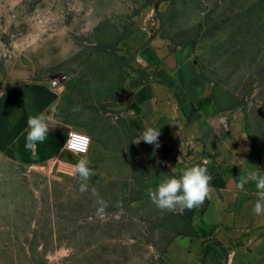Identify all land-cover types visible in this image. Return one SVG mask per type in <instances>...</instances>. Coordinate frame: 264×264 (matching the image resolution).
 Returning <instances> with one entry per match:
<instances>
[{"label":"rangeland","instance_id":"374dc122","mask_svg":"<svg viewBox=\"0 0 264 264\" xmlns=\"http://www.w3.org/2000/svg\"><path fill=\"white\" fill-rule=\"evenodd\" d=\"M151 45L192 59L226 120L225 151L264 157V0H0V93L57 80L55 118L91 137L96 172L81 193L69 175L79 155L20 164L0 153V264H169L168 246L189 236V210L147 195L181 173L143 163L121 112L131 83L155 80L156 64L137 60ZM228 157L187 152L186 168Z\"/></svg>","mask_w":264,"mask_h":264},{"label":"crops","instance_id":"0c3cea01","mask_svg":"<svg viewBox=\"0 0 264 264\" xmlns=\"http://www.w3.org/2000/svg\"><path fill=\"white\" fill-rule=\"evenodd\" d=\"M137 60L143 65L156 64L155 80L131 83L127 94H121L120 103L138 139L147 127L160 129L159 147L143 140L136 143L143 163L161 158L169 169L182 173L188 165L187 152L212 153L218 149L229 154L220 161L211 159L206 165L212 190L197 220L216 226L214 234L176 238L165 253L168 263L259 264L264 260V215L257 216L252 211L257 199L254 183L245 185L242 192L236 184L241 175L251 170L260 169L264 175V157L243 156L240 149L232 154L231 147L225 151L224 139L221 144L220 138L227 131L226 120L216 113L188 55L160 52L151 45L141 50ZM58 100L59 94L50 81L28 79L4 87L0 93V153L20 164L46 162L59 155L69 126L55 116L59 125H50L55 127L49 130L45 142L37 145L35 153L25 148L28 117L50 113V106ZM198 163L204 162L191 166Z\"/></svg>","mask_w":264,"mask_h":264},{"label":"clouds","instance_id":"9594fccd","mask_svg":"<svg viewBox=\"0 0 264 264\" xmlns=\"http://www.w3.org/2000/svg\"><path fill=\"white\" fill-rule=\"evenodd\" d=\"M58 104L50 106V113L41 112L29 116L27 119V132L25 137V148L35 153L38 144L45 142L51 128L59 125L55 122L54 116L57 113ZM50 125H55L50 127ZM160 129L147 127L141 134V140L148 144L159 147ZM247 139V138H246ZM91 145V137L68 131V139L61 151L79 155L81 158L76 163L70 164L69 175L80 182L79 191H89V180L96 175L95 170L90 166L91 161L87 158V152ZM207 161L203 164H195L182 171L177 177L175 175L165 178L153 189L147 190L151 202L161 211L180 212L193 210L203 205L211 192V175L206 167ZM254 183L255 195L257 197L253 205V213L257 216L264 215V175L259 170H251L241 175L236 187L239 191L245 190V185ZM93 194L97 195L93 189ZM101 212L103 209L100 210ZM118 218V217H117Z\"/></svg>","mask_w":264,"mask_h":264},{"label":"trees","instance_id":"16d2710c","mask_svg":"<svg viewBox=\"0 0 264 264\" xmlns=\"http://www.w3.org/2000/svg\"><path fill=\"white\" fill-rule=\"evenodd\" d=\"M208 200L206 199L202 206L186 212V222L188 224L190 233L189 236L209 237L214 234L216 226H207L202 221L197 220V212L199 216L205 210ZM215 243L220 244L218 241L213 240Z\"/></svg>","mask_w":264,"mask_h":264},{"label":"built area","instance_id":"2783aa9c","mask_svg":"<svg viewBox=\"0 0 264 264\" xmlns=\"http://www.w3.org/2000/svg\"><path fill=\"white\" fill-rule=\"evenodd\" d=\"M50 85H51L53 88L57 89V88H58V81H57V80H51V81H50Z\"/></svg>","mask_w":264,"mask_h":264}]
</instances>
